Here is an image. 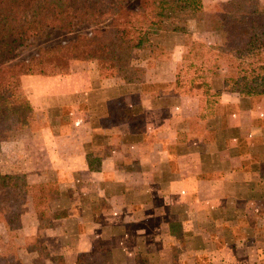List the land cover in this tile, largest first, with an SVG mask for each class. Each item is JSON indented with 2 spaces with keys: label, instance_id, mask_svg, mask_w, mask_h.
<instances>
[{
  "label": "crops",
  "instance_id": "0c3cea01",
  "mask_svg": "<svg viewBox=\"0 0 264 264\" xmlns=\"http://www.w3.org/2000/svg\"><path fill=\"white\" fill-rule=\"evenodd\" d=\"M188 51L186 43L176 45L170 53L174 61L168 77L160 79L147 71L152 78L133 83L137 89L132 93L123 92L124 82L102 87L101 92L110 90L113 95L98 102L99 112L89 106L95 87L91 84L85 90L86 118L78 110L82 101L75 98L79 92L75 84L68 83L70 90L66 91L62 89L67 82L59 78L22 77L21 86L31 106L37 113L45 112V120L59 123L63 119L60 110L72 109L71 117H65L71 121L69 134L59 130L63 122L44 127L50 131L45 150L54 153L46 152L47 166L55 171L61 164L59 173H84L87 178L55 179L59 191L53 204L66 210L67 218L39 229L36 217L33 231L47 246L50 241L54 244L52 257L64 264H79L82 255L95 264H202L200 258L218 262L222 248L227 253L223 259L229 261L234 256L230 248L250 239L240 231L258 230L246 221L240 223L253 215L254 203L260 204L258 226L263 227L264 98L241 103L236 94L223 90L215 101H208L223 110L205 114L203 85L201 93L194 89L191 94L166 96L176 91V66ZM155 88L163 96L154 95ZM68 94H73L72 99L63 100ZM115 99L120 103L129 100L120 107L139 111V116L142 113L146 129L133 130L126 123L117 128L103 126L101 121L114 115L111 104ZM117 137L120 144L111 145L112 154L98 160L96 154L103 143L110 145ZM67 142L71 146L68 154L60 156L65 152L60 144ZM94 161H98L96 168ZM39 170L41 178L43 171Z\"/></svg>",
  "mask_w": 264,
  "mask_h": 264
},
{
  "label": "trees",
  "instance_id": "16d2710c",
  "mask_svg": "<svg viewBox=\"0 0 264 264\" xmlns=\"http://www.w3.org/2000/svg\"><path fill=\"white\" fill-rule=\"evenodd\" d=\"M131 1L0 0V108H11L19 129L31 128L28 103L14 101L22 77L66 74L72 61L96 60L104 64L110 76L123 80L124 93H132L137 89L132 85L136 77L145 72L143 67L132 65L134 51H140L152 63L157 44L171 47L183 44L184 35L179 29L165 27L168 18H190L199 25L208 24L219 41L211 46L191 43L176 66V91L167 92L166 96L178 95L179 89L191 94L203 85L204 95L212 90L219 95L225 90L236 94L241 103H248L252 97L264 98V4L259 0H229L221 14L210 18L204 12L202 0H137L133 8L129 6ZM84 25L94 26L90 34L61 46L41 48L28 60L15 61L20 50L48 30L71 33ZM207 52H213L215 57L213 65L205 69V64L211 62L205 56ZM195 62H200L201 73L209 71L211 76L206 77L209 83L203 77L199 76L201 81L191 77L185 89L186 69ZM221 62L227 63L226 72ZM115 103L117 99L112 101ZM131 113L132 109L122 111L126 122ZM0 192L13 196L9 197L11 201L0 198V223L8 235L12 226L21 224L14 207L26 202L37 217L39 229L68 216L66 210L54 207L45 184H29L24 174L0 173Z\"/></svg>",
  "mask_w": 264,
  "mask_h": 264
},
{
  "label": "rangeland",
  "instance_id": "374dc122",
  "mask_svg": "<svg viewBox=\"0 0 264 264\" xmlns=\"http://www.w3.org/2000/svg\"><path fill=\"white\" fill-rule=\"evenodd\" d=\"M229 2V0H202L203 8L206 16L208 18L212 17V15H219L223 11L225 5ZM261 4H264V0H259ZM137 0H133L129 3L130 7H136ZM135 9V8H134ZM165 27L167 29H179L183 36V43H186L187 46L191 45L192 42H200L207 46L216 45L218 43V34L210 29V26L208 24H204V26L199 25L195 20L190 18H168L165 20ZM94 28V26H80L74 29L73 32L67 33L60 30H48L45 34H43L42 37L36 38L31 41L29 46H26L22 50L19 51L18 57L15 61L18 60H28L32 56H34L37 51L41 48H48L52 46L57 45H63L65 43H68L70 41H73L78 36H83L90 34L91 30ZM164 42V41H163ZM175 47V46H174ZM174 47L170 45H159L157 44V50L152 55L153 62L150 63V65H147L145 63V59L140 54V51L136 50L133 52L131 56V63L134 66H140L145 69V72L143 74H139L136 77L135 82L139 83L142 81H145L149 78H152L151 74L152 72H155L158 78L164 79L168 77V73L170 72L171 66L173 67L174 56L170 55ZM204 51V50H203ZM202 51V52H203ZM206 58L210 60V64H205V69H208V66L213 65V59L214 54L213 52H207L205 54ZM205 59V58H204ZM172 64V65H171ZM223 70L226 72L227 63L221 62L219 63ZM147 65V67H146ZM200 62H195V64L188 69H186L185 79L186 82L191 77H197L200 80V77L206 79L205 82L209 83V80H207L206 77L211 76L209 71H204L201 73L198 71ZM197 68V71H196ZM147 71H150V73ZM76 75H72L75 74ZM68 75H71V77H68ZM34 77H41L46 78L47 81H51L52 78L55 79H62L67 82V84L62 90H70L68 83L75 84L77 86L79 92L74 93L76 95V99H78L81 104L79 105L78 110L80 111L81 115L86 118L87 115V105L85 104L88 95L85 90L90 89L91 84H93L94 90L90 92V95L92 98L89 99V106L91 108L92 112H99V105L98 102L106 97H111L113 95L112 91H102V87H113L119 85V83L123 82V80L119 77L110 76L109 72L106 70L104 64L100 61L92 60V61H72L70 66V72L66 74L56 75L52 77H46V76H40V75H33ZM200 76V77H199ZM26 77V76H24ZM23 77V78H24ZM30 77V76H27ZM198 80V81H199ZM202 80V79H201ZM200 80V81H201ZM199 81V82H200ZM123 85V84H122ZM189 82L185 83L184 87L185 89L189 87ZM156 92H154V95L161 96L162 91L158 89H154ZM201 89H197V93H201ZM70 92V91H69ZM179 94H181V89L177 90ZM193 92V91H192ZM217 92H209L208 94L204 95V97L207 99V104L205 100H203V106H204V112L210 113V112H218L220 113L223 110V107L219 104L216 105H209L208 101H215L217 98ZM73 94L64 95L62 99L68 100L69 98L72 99ZM148 95V94H147ZM68 96V97H65ZM145 96V95H144ZM163 96V95H162ZM134 101L136 99V96L131 97ZM19 101L21 103H28L30 108L29 113V121L31 123V128L29 129H19L16 123V118L11 110L10 107H3L0 108V173L4 175L8 174H24L27 179H31L32 181L36 179H46L48 182H43L42 184H45L47 186V190L49 192L48 197L53 203L55 199H57L59 186L57 185L58 182L55 181V179H87L84 173H76L73 176L67 175L64 173H59L60 171H63L62 165L60 164V167L56 169L55 171L51 169L48 165L47 160L49 159L48 155L46 154L45 150V144L48 142L46 141V135H50V131L46 128L44 130V127H48L54 124V126H59L61 122V125L59 126V130L63 134H69V122L65 119L67 116L68 119L71 117L70 114L72 112V109L70 107H65L61 111L60 116H63L62 120H45V112H36L34 111V108L31 106L28 93L20 87V89L15 94L14 101ZM129 101V100H128ZM128 101L122 100L121 103L117 102L115 104H111V108L114 111V115L112 118H108L105 120H102L101 123L103 126L111 128L114 127L117 128V126H121L123 123H126L131 128H134L133 130L137 129L139 131L146 129L145 127V121L143 122L142 113H140V116L138 112L133 109L132 113L128 115L130 120L128 122L126 116L122 115V111L126 107H120L122 105H127ZM84 102V103H83ZM87 103V102H86ZM257 106V104H256ZM264 107V102L262 104ZM135 113V114H134ZM28 115V114H27ZM136 115V116H135ZM73 116V115H72ZM135 116V117H134ZM51 117V116H50ZM55 122V123H54ZM144 123V124H143ZM126 125V126H127ZM96 126H100L99 121H97ZM124 126V125H123ZM145 126V127H144ZM97 128V127H96ZM127 128V127H126ZM58 131V128L56 129ZM114 137L112 136V139ZM116 142L111 141L110 145H106V143H103L105 145L104 147L100 148V153H97V159L99 160V157L104 154H112L111 151L113 149L112 146L116 145L117 143L120 144L119 138H116ZM145 140H147L145 138ZM43 142V143H42ZM102 142V141H101ZM65 150V152L60 153V156L67 155L68 151L70 149V144L67 142L60 144ZM112 145V146H111ZM115 147V146H114ZM113 152V151H112ZM49 155H52L54 153L47 152ZM95 155V154H93ZM89 159L91 161V154L89 153ZM98 161H94L92 164L96 165L93 168L97 167ZM41 173L42 177L37 176V172ZM28 172V173H27ZM56 172V174L54 173ZM41 181V180H40ZM55 181V182H54ZM31 182V181H30ZM41 182L35 183L39 184ZM13 198V196H4L0 192V198ZM11 201V200H10ZM254 213L251 217H247L249 220L243 219L240 223L245 224L246 221L247 225L250 224L253 227L256 226L258 230L256 231H246L242 230L240 231L241 236L249 237V241L246 238V240L239 241L238 247L230 248V254L233 253L234 256H230L229 261H225L223 259V256L227 253H225L222 248H220V259L218 262H208L205 261L203 258H200V262L202 264H264V223L263 227L258 226L259 218L260 216V204L254 203L253 204ZM14 212H17L21 217V224L18 227L12 226L11 232L8 235L6 232L4 225L0 223V264H64L63 260H59L56 256L52 257V253H55V249L53 247V243L50 241L47 246L44 243V240L42 236L39 233H36L33 231V228L36 225V216L34 214L33 209L29 205V202H26L22 205L15 206L13 209ZM239 223V224H240ZM32 229V230H31ZM238 230V229H237ZM245 232V233H243ZM250 234V236L248 234ZM234 234V233H233ZM232 234V235H233ZM238 234H234L233 236H237ZM224 236V235H223ZM240 238V237H239ZM220 241V240H218ZM222 243V241H220ZM3 245V246H2ZM53 247V248H52ZM212 250V249H211ZM207 251V250H206ZM208 251L210 249L208 248ZM229 254V251H228ZM205 255V254H204ZM98 256V254H95L94 257ZM82 260L79 264H95L94 262H91L90 258L87 255L81 256ZM87 257V258H86ZM225 257V256H224ZM53 258V263L50 261V259Z\"/></svg>",
  "mask_w": 264,
  "mask_h": 264
}]
</instances>
